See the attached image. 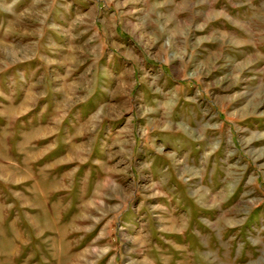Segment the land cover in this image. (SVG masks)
<instances>
[{
    "label": "rangeland",
    "instance_id": "rangeland-1",
    "mask_svg": "<svg viewBox=\"0 0 264 264\" xmlns=\"http://www.w3.org/2000/svg\"><path fill=\"white\" fill-rule=\"evenodd\" d=\"M0 264H264V0H0Z\"/></svg>",
    "mask_w": 264,
    "mask_h": 264
},
{
    "label": "bare ground",
    "instance_id": "bare-ground-1",
    "mask_svg": "<svg viewBox=\"0 0 264 264\" xmlns=\"http://www.w3.org/2000/svg\"><path fill=\"white\" fill-rule=\"evenodd\" d=\"M124 84H125V83H124ZM124 84H123V85H124ZM78 263H79V262H78Z\"/></svg>",
    "mask_w": 264,
    "mask_h": 264
}]
</instances>
